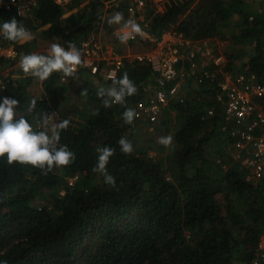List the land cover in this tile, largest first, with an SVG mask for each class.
Segmentation results:
<instances>
[{"label":"trees","instance_id":"1","mask_svg":"<svg viewBox=\"0 0 264 264\" xmlns=\"http://www.w3.org/2000/svg\"><path fill=\"white\" fill-rule=\"evenodd\" d=\"M108 1L35 0L24 16L0 7V24L15 18L37 33L22 43L0 35V102L4 97L18 100L17 118L24 116L34 131L44 130L37 122L44 114L55 123L68 120L58 147L66 145L75 153L71 164L47 175L0 157V264H264V250L257 249L264 235V176L247 179L246 166L227 155L230 138L220 127L229 121L214 100L216 82L205 79L197 98L180 97L164 107V135L173 142L149 146L154 155L137 147L136 119L131 124L123 119L126 108L146 98L143 87L152 79L147 61L122 59L116 79L127 73L137 89L124 104L105 107L103 100L111 99L107 90L120 85L100 71L89 73V82L82 65L66 80L62 72H53L41 81L43 92L29 96L35 77L23 73L18 61L28 54H48L33 52L36 39L76 46L106 28ZM117 10L127 17L125 7ZM145 11L148 31L156 38L170 29L209 46L213 39L228 43L224 70L252 74L264 84V13L250 10L247 0H145ZM156 40L138 42L153 47ZM8 48L16 54L4 55ZM74 77L84 81L86 92L78 107L67 104V79ZM100 88L105 89L102 97ZM33 99L35 109L29 113ZM208 108H214L212 115H206ZM121 137L131 142V154L121 153ZM105 146L115 149L106 166L115 187L92 171L97 148Z\"/></svg>","mask_w":264,"mask_h":264},{"label":"built area","instance_id":"2","mask_svg":"<svg viewBox=\"0 0 264 264\" xmlns=\"http://www.w3.org/2000/svg\"><path fill=\"white\" fill-rule=\"evenodd\" d=\"M68 1L56 0L57 3ZM34 3L35 0H0V7L13 8L17 15L24 16ZM106 3L114 8L120 6L118 0H110ZM144 6L145 0H130L126 7L128 19L134 20L143 30V36L136 35L128 42L157 39L155 45L144 56L137 57L149 63L152 75L157 81L153 78L152 80L157 82V85L154 87L149 82L143 87L145 91H149V94L134 106L135 119L150 123L157 120L168 103L167 83L179 76L178 64L187 62L189 66L187 75H192L198 84L208 79L218 85L215 101L220 104L226 120L229 121L227 122L229 124L225 123L220 127L221 131L230 138L227 155L246 166L247 179L261 180L264 176V84L257 83L252 74L245 76L225 71L223 68L227 63L225 55L214 52L206 42L192 41L180 34H173L170 38L169 31H164L159 38H156L148 31L147 22L140 21ZM122 31L123 28H116L115 37H118ZM76 48L81 52V65L87 68L90 74L98 73L101 70L99 62H103L105 67L101 74L107 80L116 79L122 65V57L105 58L102 55V43L96 34L80 39ZM15 54L14 50L9 49L6 55ZM3 87L0 80V89ZM213 112L214 108H208L206 115H212ZM257 249L264 250V235L260 237Z\"/></svg>","mask_w":264,"mask_h":264},{"label":"clouds","instance_id":"3","mask_svg":"<svg viewBox=\"0 0 264 264\" xmlns=\"http://www.w3.org/2000/svg\"><path fill=\"white\" fill-rule=\"evenodd\" d=\"M123 14L117 12L108 19L109 24H120L123 20ZM124 31L118 35V40L126 44L136 35L143 36L141 26L134 20H128L124 24ZM0 35L7 41L27 42L34 39L33 34L19 25L15 18L0 24ZM82 64L81 52L74 44L69 43L66 50L60 44L53 43L47 55L28 54L24 55L19 62V67L26 75H31L39 81L47 80L53 72H62L65 77L73 76L78 66ZM113 84H119L120 88L115 87L107 90V96L111 99H104L105 107H111L113 103L124 104L126 96L136 94L132 81L125 73L119 80L113 79ZM81 95H86L82 92ZM97 95H105V89L100 88ZM19 101L13 98L4 97L0 102V157L6 155L7 163H19L22 165H31L34 168L42 170L43 175L54 168L67 167L75 160V153L70 151L66 145H59L60 132L66 130L69 121L63 120L58 123L51 122L48 114H44L38 121L42 126V131H34L32 125L24 116L17 118V106ZM36 100L33 99L28 104V112L35 109ZM136 116L135 110L126 108L123 112V119L126 124H131ZM173 142L171 135L162 136L158 143L164 147H170ZM121 153L129 155L133 152V146L125 137L118 140ZM99 153L96 166L93 172L99 173L104 177L107 185L115 187V178L107 171V164L110 157L115 154V149L110 147L97 148Z\"/></svg>","mask_w":264,"mask_h":264},{"label":"rangeland","instance_id":"4","mask_svg":"<svg viewBox=\"0 0 264 264\" xmlns=\"http://www.w3.org/2000/svg\"><path fill=\"white\" fill-rule=\"evenodd\" d=\"M248 3V7L250 10H256V11H262L264 13V0H247ZM107 4V3H106ZM110 4H107L105 9H107V7ZM114 10L113 9H108L104 11V16L108 19V15H110L111 13H113ZM108 27L109 25L106 24ZM166 31H171L166 30ZM37 34V33H34ZM33 34V36H34ZM100 40L107 44V48L106 51L107 53L110 54H115L114 56L118 55L120 57L123 58H129V59H134L137 58L138 56H144V54L151 49V45L149 44H145L144 42H138V41H133V42H128L126 44L121 43L120 41H117L115 36L112 34L111 32V27L110 30H108V28H104L101 32V34H98ZM55 43L53 42L52 39H46V38H37L36 39V43L34 46L33 52L34 53H40V52H48L47 50L50 49L51 45ZM211 47L213 48L214 52H218V53H223L226 57L227 54L225 52H228L230 50V45H228V43H223L220 42L219 40L213 39V41L210 43ZM112 47V48H111ZM113 50V53L110 52L109 49ZM8 49H3V54L6 55L8 53ZM113 56V57H114ZM23 58V57H22ZM21 58V59H22ZM20 59V60H21ZM20 61H18L19 63ZM99 64H102L101 62H99ZM236 64V62H235ZM16 64H13L9 67V69H6L3 71V75H8L9 76V71L13 70V67ZM105 67V64H102V71L103 68ZM88 74L86 75V78L89 80V82H92V75L89 74V72H87ZM184 79L180 82L181 83V89H182V85L186 84V86H184V92H185V96H193L192 91L190 90L191 86H188L187 84V77L184 74H182L180 76L183 77ZM62 80H66V77L62 74ZM88 82V84H89ZM67 83L70 86L69 89V102H67V104L70 105H76L81 106L82 101L85 102L84 100L86 99L84 95H81V93L84 91L83 88V83L84 81L82 79H79L77 77L71 78V79H67ZM29 91L31 92V95L29 96H39L43 90L41 88V81H39L37 78H35V82L33 85H31L29 88ZM184 94V93H182ZM18 101V100H17ZM62 109H65V105H63ZM167 110V109H165ZM164 110L160 113V115L158 116L157 120L153 123L147 122V121H143V120H136V124H135V140H136V144L137 147L139 148H148L149 154L150 155H154V149L152 147H155V145H159L158 143V139L162 136H165V132H164V128H166V126H163V120L166 119L168 117V115H163ZM42 119V117L40 119H37V122L40 121ZM51 122H56V119L50 117ZM38 124H40L38 122ZM41 125V124H40ZM161 126V127H159ZM167 126L169 127L170 125L167 124ZM164 127V128H163ZM152 146V147H149ZM167 153V152H166ZM165 153V154H166ZM162 157H164V154H162Z\"/></svg>","mask_w":264,"mask_h":264},{"label":"crops","instance_id":"5","mask_svg":"<svg viewBox=\"0 0 264 264\" xmlns=\"http://www.w3.org/2000/svg\"><path fill=\"white\" fill-rule=\"evenodd\" d=\"M118 1H120V7H127V5L129 4V2H130V0H118ZM108 9H113L114 10V12L113 13H111L110 15H108V19L109 18H111L112 16H114L117 12H119L118 10H117V8H114V7H112V6H108ZM121 13V12H120ZM123 14V13H122ZM106 16V15H105ZM105 16H103V21L104 22H106V24H108L110 27H111V32H112V34L114 35V30L116 29V28H119V27H121V28H123V31L125 30L124 29V24H125V22L126 21H128V20H130V18L128 19V13H127V17L125 18L124 17V15H123V20L121 21V23L120 24H109L107 21H108V19L105 17ZM145 16H146V11H145V6L143 7V9H142V14L140 15V21L142 20H144V22H147L146 20H145ZM106 28H108V30H110L109 29V27L106 25ZM101 32H102V30L101 31H99V32H97L96 33V36L99 38V35L98 34H101ZM169 37L170 38H172L173 37V34H176V33H174L173 31H169ZM115 36V35H114ZM99 40H100V38H99ZM117 41H119L118 39H117ZM100 42L102 43V55L105 57V58H110V57H113L115 54H108L107 53V51H106V48H107V44H105V43H103L101 40H100ZM128 43V42H127ZM112 48V47H111ZM109 49L110 50V52H112L113 53V50L112 49ZM116 56H118V55H116ZM186 65H187V67H186ZM178 72H179V76L177 77V78H175V81L172 83V81H170V82H168V83H172L170 86H166V90H167V92H168V103L171 101V100H178L180 97H184V98H186V99H192V98H197L198 97V90H199V85H198V83L196 82V80L195 79H193V77H192V75H187L188 74V72H189V69H188V64H187V62H183V63H179L178 64ZM102 69V68H101ZM100 72L102 73V70H100ZM184 72H185V75H186V79H187V84H188V86H191L190 87V90L192 91V94H193V96H191V95H189V96H185V92H184V86H186V84H183L182 85V89H181V81L184 79V76L183 77H181L180 78V76L182 75V74H184ZM152 78L155 80V81H157L155 78H154V76L152 75ZM154 80H152L151 79V83H152V85L155 87V85H157V82H155ZM167 83V84H168ZM97 85H100L101 86V83L100 82H98V81H96V86ZM143 91H145L144 89H143ZM146 92V96L149 94V91H145ZM182 93H184V94H182ZM215 100V99H214ZM216 102V101H215ZM168 103H167V105H168ZM166 105V106H167ZM165 106V107H166ZM164 110V108L162 109V111ZM161 111V112H162Z\"/></svg>","mask_w":264,"mask_h":264}]
</instances>
